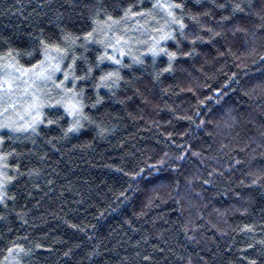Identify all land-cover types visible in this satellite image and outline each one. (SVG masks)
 <instances>
[{"label": "trees", "instance_id": "trees-1", "mask_svg": "<svg viewBox=\"0 0 264 264\" xmlns=\"http://www.w3.org/2000/svg\"><path fill=\"white\" fill-rule=\"evenodd\" d=\"M168 2L153 55L157 0H0V72L58 45L82 104L0 131V264H264V0Z\"/></svg>", "mask_w": 264, "mask_h": 264}, {"label": "rangeland", "instance_id": "rangeland-1", "mask_svg": "<svg viewBox=\"0 0 264 264\" xmlns=\"http://www.w3.org/2000/svg\"><path fill=\"white\" fill-rule=\"evenodd\" d=\"M158 2L162 4L164 3L169 4L168 0H157V3ZM158 11H160V14L162 13V15L165 16V18H167L165 11H163L162 9H159ZM165 18H164V23L166 20ZM159 29L155 28L154 30H150V31H147L145 28L143 29L139 28V30L131 29L132 32L130 33L138 34L140 36L138 37L140 38L141 42L143 38L145 39L144 36L147 35L146 36L147 40L151 41L153 40L152 35L154 36V34L158 33L157 36L155 37L157 41L155 45L153 46L154 48L158 43H159V46L161 47V45H163L169 39V38L165 40L158 39L159 37H161V35L164 34L161 31H159ZM113 36L114 34L105 32L104 43H106V48H107L105 51L109 50L111 53L113 52L115 53V51H117L118 52L117 54L119 55L121 53L119 52L120 50L115 48L119 44H116V41H114ZM109 43L110 45H114V46L109 47ZM47 53L49 56L57 57V59L48 61L46 54H44V57L41 61V62H44L43 66L47 68L49 66V63L51 64L59 63L60 71L54 72L52 74V79L50 81H47V82L38 81L37 82L39 90L36 92V96L38 97V99L35 102L40 105L38 111L34 110L30 112L28 110L29 105L34 103L33 98H32V89L29 87V85L31 84L30 77L24 76L18 79L17 74L13 73L12 69L6 67L7 65L13 64V63H5L4 66L1 68L0 85H2V87H0V125L11 123L13 128H15V127L26 125L27 123L31 122L33 118L36 116H39L40 118V112L42 108L49 105L46 100V98L48 97L47 95L48 93H53V97L57 96V102H56L57 105H60V107H62L65 111H66L65 106H64L65 103L69 101L75 102L72 99L73 95L71 93H68V91L65 89V84L69 80L70 75H69V72H67L68 70L66 71V73L61 71V63H62L61 58H60L61 55L56 52L48 51ZM106 59L109 62L115 63L113 59H108V58ZM41 62L37 65V68H39V66L41 65ZM65 74L68 75L67 80H65ZM8 80H11L12 82L11 90H9L7 87L6 81ZM57 85H60V87H57ZM25 89H28L27 93L25 92ZM5 108L8 109L7 112L4 111ZM69 116L73 120L78 119V116L76 117H73L71 115ZM38 122L39 120L37 121V123ZM3 130H8V131H11L12 133L21 132V131H13L9 128H0V131H3ZM1 194H2V188H0V195Z\"/></svg>", "mask_w": 264, "mask_h": 264}, {"label": "snow or ice", "instance_id": "snow-or-ice-1", "mask_svg": "<svg viewBox=\"0 0 264 264\" xmlns=\"http://www.w3.org/2000/svg\"><path fill=\"white\" fill-rule=\"evenodd\" d=\"M153 8H159L162 9L163 11L166 12V20H165V24L164 27L159 29V31H161L162 33H164L163 35H161L160 39L161 40H165L170 38V34L167 32V29L172 27V26H179V28L181 29V31L184 28V24L182 22L181 19H179L175 14V10L176 9H180L181 5L179 4H167V3H157L153 5ZM127 15V13L125 14ZM141 15H146V14H141ZM108 21H110V23H107V30L109 32L112 31L113 26L114 25H118L120 23L119 20H115L113 19L111 16L108 17ZM96 31V29L93 30V32H89L86 36V39H91L93 37L94 32ZM65 39H68L67 37ZM101 43H103V41H101ZM121 43V39H117L116 40V44H120ZM114 45H109V47H113ZM51 48L54 49L55 52L57 53H66V49H62L60 48L58 45H52L49 46ZM150 51H152L153 55L157 54V49L154 47L153 49H150ZM160 51H163L162 49ZM46 57L48 61L51 60H55L57 59V57H53V56H49L47 53V48H46ZM120 55H124L123 52L120 53ZM174 53L170 54V59L172 57H174ZM60 58H63L62 56ZM75 59V58H74ZM99 59H103L102 57ZM110 59H114L112 57H110ZM44 62H41V65L39 66V68H37V66H33L32 69H24L21 67H16L14 64H9L6 67L12 69L13 73L17 74V78H22L24 76H29L31 79V84L29 85V87L32 89V98L34 103L29 105V111H38L40 105L38 103H36L35 101L38 99V97L36 96V92L39 90L38 89V81L41 82H47L50 81L52 79V74L54 72L60 71V65L59 63H55V64H51L49 63V66L47 68H45L43 66ZM115 63L119 64L120 61L119 60H115ZM89 71H91V69H89ZM114 75H116L115 73H108L107 76H102L101 80H106V79H110L111 77H113ZM68 79V75L65 74V80ZM7 83V87L9 90L12 89V82L11 80L6 81ZM0 87H2V85H0ZM57 87H60V85H57ZM71 91V90H69ZM25 92H28V89H25ZM73 101H69L67 103H65V109L68 112L69 115L76 117L79 115H82V104L80 101L76 100L75 94L73 95ZM7 108L4 109L5 112H7ZM39 120V116H36L33 118V120L29 123H27L26 125L20 126V127H15L13 128V126L11 125V123H7V124H2L0 125V128H9L13 131H23V132H27L28 130H32L35 131V125L37 123V121ZM51 123V122H50ZM80 127H82V125L80 124L79 120H75V122L72 124L71 127H69L68 132H73V131H77ZM6 155H0V161H4L6 160ZM180 159H182L183 157H179ZM3 168H7V164H3L2 168H0V177H2L3 179H0V188H3L4 184L8 181H10L12 178L10 176H8L4 171ZM6 195V194H5ZM4 199V195H0V200ZM10 252L12 251L11 249L9 250ZM67 255V254H66Z\"/></svg>", "mask_w": 264, "mask_h": 264}]
</instances>
